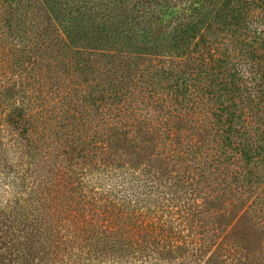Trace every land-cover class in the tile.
Segmentation results:
<instances>
[{
    "label": "trees",
    "instance_id": "trees-1",
    "mask_svg": "<svg viewBox=\"0 0 264 264\" xmlns=\"http://www.w3.org/2000/svg\"><path fill=\"white\" fill-rule=\"evenodd\" d=\"M142 1L0 0V161L57 264H264V0Z\"/></svg>",
    "mask_w": 264,
    "mask_h": 264
},
{
    "label": "rangeland",
    "instance_id": "rangeland-1",
    "mask_svg": "<svg viewBox=\"0 0 264 264\" xmlns=\"http://www.w3.org/2000/svg\"><path fill=\"white\" fill-rule=\"evenodd\" d=\"M103 1L104 6H108V10H113L114 13L122 11L119 4L123 0L121 2L120 0ZM130 1L127 0L126 3ZM132 1L134 4L136 0ZM179 1L143 0L142 2L146 3V6L153 11L157 8L164 10ZM133 4L129 5L128 8H132ZM9 138L7 134L2 136V140L5 142H10ZM9 153L11 152L5 154L8 155ZM8 160L0 161V264H57L59 262L52 252V244L54 243H46L49 236L48 229L43 223L44 213L40 208H34L38 205L36 202L31 207L24 200L29 195V190L26 191L25 187L22 186L24 181L13 168V166H17V161L15 162L11 158ZM16 192L21 198L19 202H15L13 197ZM51 238L52 236L49 237V242ZM44 240L46 242L43 245ZM151 260L164 264H178L180 259L175 258L168 262L161 259L156 260V258H151ZM141 262L142 259L136 258L129 251H126L116 255L113 264H139ZM99 264H107V262H99Z\"/></svg>",
    "mask_w": 264,
    "mask_h": 264
}]
</instances>
